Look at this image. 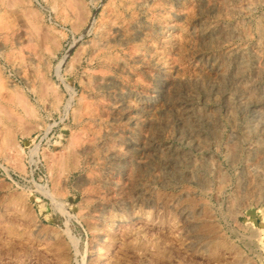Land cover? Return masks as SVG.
Returning a JSON list of instances; mask_svg holds the SVG:
<instances>
[{
  "label": "rangeland",
  "instance_id": "374dc122",
  "mask_svg": "<svg viewBox=\"0 0 264 264\" xmlns=\"http://www.w3.org/2000/svg\"><path fill=\"white\" fill-rule=\"evenodd\" d=\"M0 264H264V0H0Z\"/></svg>",
  "mask_w": 264,
  "mask_h": 264
},
{
  "label": "bare ground",
  "instance_id": "6f19581e",
  "mask_svg": "<svg viewBox=\"0 0 264 264\" xmlns=\"http://www.w3.org/2000/svg\"><path fill=\"white\" fill-rule=\"evenodd\" d=\"M124 2V1H123ZM80 13V12H79ZM69 52H70V49L66 52V54H65V56L63 57V59L61 60V63H60V65L62 64V62L65 60V58L68 56V54H69ZM59 65V66H60ZM59 66H58V68H59ZM58 68H57V72H58ZM58 76V75H57ZM255 107V106H254ZM263 116V115H262ZM259 124V123H258ZM260 125V124H259ZM253 129V128H252ZM261 129V128H260ZM261 141V140H260ZM258 146V145H257ZM259 148V147H258ZM239 161V160H238ZM261 163V162H260ZM247 169V168H246ZM258 184V183H257Z\"/></svg>",
  "mask_w": 264,
  "mask_h": 264
}]
</instances>
